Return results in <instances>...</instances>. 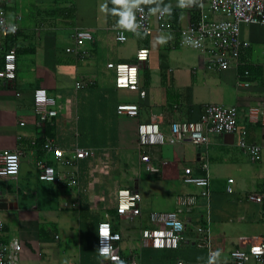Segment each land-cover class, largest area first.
<instances>
[{
  "label": "crops",
  "instance_id": "1",
  "mask_svg": "<svg viewBox=\"0 0 264 264\" xmlns=\"http://www.w3.org/2000/svg\"><path fill=\"white\" fill-rule=\"evenodd\" d=\"M196 2L0 0V12L8 22L14 23L22 15L14 37L20 50L16 80L6 83L0 79V152H22L19 175L0 179V220L4 222L0 243L20 239V264H105L98 252L103 222H109L112 231L121 235L117 244L123 254L136 255L141 264H172L178 259L189 264L206 262L208 229L220 261L232 250L246 248L249 239L264 237V206L247 199L248 194L263 188L264 160L252 163L238 147L242 132L248 142L264 146V26H242L241 38L250 46L242 51L237 66L223 71L208 63L204 52L179 46L173 35L128 32V40L119 42L113 29L126 27L119 24V11L131 8L134 19L137 5L167 8L170 24L188 26L200 15ZM76 28L90 30L94 36L85 45L89 51L85 60L66 51L74 46L71 34ZM7 44L0 33V69ZM144 48L150 54L140 70V83L146 92L141 97L138 92L117 89L115 72L108 64H134L137 52ZM246 70L248 77L242 76ZM77 82L84 88L77 90ZM37 88L47 89L58 102V116L47 123V132L46 123L40 124L35 114ZM121 103L137 104L139 115L118 114ZM209 104L238 108L237 133L212 136L207 148L189 141L156 146L151 156L159 172L149 174L139 154V124L159 115L162 130L169 134L175 122L200 120ZM255 107L260 110L252 118ZM46 139H53L60 153L46 154L42 150ZM75 146L95 152L93 159L78 162L77 187L68 183L70 168L58 161L59 156H74ZM205 159L210 166L211 191L227 173L224 190L228 192L229 179H233V191L228 192L232 197L222 201L226 212H214L215 199L221 197L212 191L216 198H200L188 216L187 240L178 249L144 247L141 232L152 228L149 214L174 210L180 195L198 194L199 189L184 183V167L192 166L200 173ZM39 161L55 166L59 173L56 182L39 180ZM151 185L157 190L148 191ZM170 185L174 189L164 197ZM122 189L139 192L140 216L118 215L117 192ZM249 264L257 263L252 260Z\"/></svg>",
  "mask_w": 264,
  "mask_h": 264
},
{
  "label": "built area",
  "instance_id": "2",
  "mask_svg": "<svg viewBox=\"0 0 264 264\" xmlns=\"http://www.w3.org/2000/svg\"><path fill=\"white\" fill-rule=\"evenodd\" d=\"M196 6L200 11L197 20L188 26H175L167 20L164 10L151 11L143 5H137L135 9L134 27H114L116 39L119 42L128 40V32L138 35L151 36L158 32L173 35L178 38V44L184 48L202 51L207 55V62L218 70H227L231 66H237L242 51L250 46L248 41L241 38V29L244 25L264 26V0H197ZM213 18L209 19V15ZM22 15L16 17L14 23H10L3 11L0 12V33L4 38L19 32ZM74 46L66 51L75 55L79 60H85L89 51L85 49L88 42L94 40L90 30L76 28L71 34ZM149 49H140L137 52L134 64H108V68L114 70L116 75L117 89H127L138 92L141 97L146 95L140 83V70L148 60ZM17 47L13 46L4 56V64L0 69V79L6 83L16 80L17 71ZM249 76L246 70L243 75ZM248 86L249 83H246ZM84 85L77 82L76 89L81 90ZM58 102L50 96L47 89L37 88L34 91L35 114L40 124L51 122L58 116ZM264 108V104L263 107ZM260 108L251 109V117L258 114ZM120 115L137 117L139 106L135 103H121L117 106ZM239 110L236 106L222 104H209L204 109V115L197 121H182L171 124L169 134L162 130L159 115H153L149 122L138 126V145L141 162L145 170L156 175L159 169L153 162L151 149L165 144H178L189 141L198 148H207L212 136H234L238 131ZM24 123H22L23 125ZM238 147L252 163L264 160V146L250 143L246 139L245 132L240 134ZM42 150L48 153H60L61 149L53 139H46ZM74 156L58 157L60 166L70 168L68 183L79 186L78 162L87 158H94L95 152L90 148H73ZM20 150H4L0 152V179L16 178L21 169ZM38 178L43 182L54 183L58 179V171L55 166L46 162L37 163ZM200 173H195L192 166L184 167L183 181L186 185L200 190L198 194H183L177 197L176 207L171 211H153L149 214L152 228L141 232L144 247L155 250L178 249L186 242V228L188 216L193 213L200 198L210 200L211 181L210 166L207 159L199 167ZM229 179L228 192H232ZM247 199L255 204L264 206V185L261 191L248 194ZM141 195L134 189H122L117 192V212L120 217L134 219L141 215ZM179 225V227H178ZM4 228V222L0 220V230ZM104 233L102 235L101 233ZM121 235L114 233L109 222H103L99 226L98 252L105 258V264H141L136 255L126 257L118 246ZM208 247V259L203 263L209 264V257L217 250L212 248L210 230L206 235ZM107 247V253L101 252V247ZM23 245L18 238L7 243H0V264H20V255ZM254 260L257 264H264V237H255L248 240L246 248L232 250L228 258L219 260V253L215 256L212 264H249ZM172 264H189L183 260H176Z\"/></svg>",
  "mask_w": 264,
  "mask_h": 264
},
{
  "label": "rangeland",
  "instance_id": "3",
  "mask_svg": "<svg viewBox=\"0 0 264 264\" xmlns=\"http://www.w3.org/2000/svg\"><path fill=\"white\" fill-rule=\"evenodd\" d=\"M99 173H100V171H99ZM98 173V174H99ZM228 175L229 174H224V177H223V179H221L220 180V182L218 183V185L216 186V185H212V191H214V192H217V193H219L220 194V197H221V199H218V198H216L215 196L213 197V194L211 193V200H214V198H216L215 199V201L216 202H214V206H217L216 208H215V211L214 212H216V213H220V210L222 211V212H226V211H224L221 207L224 205V203L225 202H222L224 199H226V198H229V197H232V194H229L228 192H225V190H224V188H225V180L224 179H227L228 178ZM121 177V176H120ZM155 186H153V185H151V186H149L148 187V191H150V190H157L156 188H154ZM170 189H174V187L173 186H166V188H165V190L167 191V192H163V193H167V194H163V196L165 197H167L168 196V191L170 190ZM162 190V189H161ZM114 195H115V193H114ZM114 195H112V196H114ZM214 214V213H213ZM226 215H230V212H227L226 213ZM207 217H212V214L211 213H209L208 214V216ZM215 218V217H214ZM214 218H213V220H214ZM235 218H237V216L235 217ZM210 222H211V220H210ZM210 227H213V225H210Z\"/></svg>",
  "mask_w": 264,
  "mask_h": 264
},
{
  "label": "clouds",
  "instance_id": "4",
  "mask_svg": "<svg viewBox=\"0 0 264 264\" xmlns=\"http://www.w3.org/2000/svg\"><path fill=\"white\" fill-rule=\"evenodd\" d=\"M123 2V0H122ZM151 11H156V9H151ZM164 11H168L167 8L164 9ZM119 14H120V21H119V24L121 26H126V27H129V28H132L134 27L133 25V14H132V11H131V8H126L124 10H120L119 11ZM179 227V225H178ZM102 235H104L103 231L101 233ZM109 251V249L107 247H101V252L102 253H107ZM218 255V253H215L213 254L212 256L209 257V264H212V261L214 260L215 256Z\"/></svg>",
  "mask_w": 264,
  "mask_h": 264
},
{
  "label": "trees",
  "instance_id": "5",
  "mask_svg": "<svg viewBox=\"0 0 264 264\" xmlns=\"http://www.w3.org/2000/svg\"><path fill=\"white\" fill-rule=\"evenodd\" d=\"M14 37H15V35H12V36H9V37L6 38L7 42H8V44L6 46L7 51H9L13 46H15L14 45V43H15ZM19 52H20V50L17 49V53H19ZM3 64H2V66H3ZM146 78H147V76H146ZM44 130H45V132H47V123H46V125L44 127Z\"/></svg>",
  "mask_w": 264,
  "mask_h": 264
},
{
  "label": "water",
  "instance_id": "6",
  "mask_svg": "<svg viewBox=\"0 0 264 264\" xmlns=\"http://www.w3.org/2000/svg\"><path fill=\"white\" fill-rule=\"evenodd\" d=\"M226 137H229V136H226ZM230 137H232V135Z\"/></svg>",
  "mask_w": 264,
  "mask_h": 264
}]
</instances>
